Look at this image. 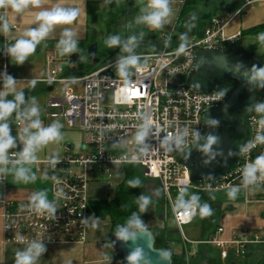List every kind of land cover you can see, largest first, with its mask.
<instances>
[{
  "label": "built area",
  "instance_id": "obj_1",
  "mask_svg": "<svg viewBox=\"0 0 264 264\" xmlns=\"http://www.w3.org/2000/svg\"><path fill=\"white\" fill-rule=\"evenodd\" d=\"M234 17L227 14L213 18L203 36L190 39L187 52L179 57L173 54L177 47L171 44L141 55L142 61L131 70L128 84L107 68H97L79 79L64 76V64H70L69 59L60 57L56 49L48 52L47 77L43 82L63 84L65 89L61 98L48 100L47 114L52 118L63 117L70 128L78 127L85 135L86 145L82 153L64 157L54 168L49 163L44 168L46 175L50 172L47 177L55 175L60 180L54 185L49 179L54 199L56 191L63 189V195L56 200V220L22 210L19 204L1 202L4 242L20 244L16 240L19 233L27 239H43L50 245L85 243L86 226L80 221L90 210V175L98 171L109 176L114 165L140 167L144 177L158 182L174 223L186 239L183 228L193 222L198 211L188 216L175 211V202L183 190L209 194L226 191L230 185L240 183V170L244 164L264 152V146L258 145L247 156L243 155L241 163L219 181L193 184L187 169L177 159L181 152L169 151L163 143L166 136L187 129V149L192 144V130L202 132L203 112L224 101L226 91L197 92L181 85L194 65L196 48H220L241 37V34L225 37L224 29ZM79 82L82 86L77 93L69 86ZM51 109H59V113H51ZM145 113L151 127L144 144H137L135 133ZM260 118L252 119L254 134ZM223 232L224 228L219 227L217 236L208 243L225 248L228 242L218 238ZM261 240L248 230H241L233 233L229 243L236 246V254L242 256L246 245ZM226 256L227 251H222V257Z\"/></svg>",
  "mask_w": 264,
  "mask_h": 264
},
{
  "label": "clouds",
  "instance_id": "obj_2",
  "mask_svg": "<svg viewBox=\"0 0 264 264\" xmlns=\"http://www.w3.org/2000/svg\"><path fill=\"white\" fill-rule=\"evenodd\" d=\"M45 0H0V34L7 37L12 31V25L9 22V11L14 14H23L31 9H42L36 12L33 23L35 27H28L20 33L19 37L14 38V42H6L0 51L7 56L15 65H23L28 58L33 55L39 45L61 27L59 39L56 42V52L60 57L80 54L82 50L79 48L78 34L71 27L80 14L77 7L54 6L51 8H43ZM105 4L112 3V0H104ZM175 16L173 10V0H147V3L140 8L139 14L129 23L142 25L150 31H163L166 25H170ZM193 20L195 17L192 18ZM65 26V27H62ZM185 27L190 31L194 25L186 22ZM145 33H140L142 39ZM180 43L174 50L173 54L179 57L187 52L189 48L188 32L179 35ZM257 42H264V32L255 38ZM105 45L110 49L119 47L121 54L115 62V71L117 75L128 84L131 70L140 65L142 56L135 49L138 47V38L131 35L122 38L120 34H113L106 37ZM165 47L171 44V34L164 38ZM81 61H87L88 55H79ZM201 60L207 61L206 57ZM214 60V58H213ZM224 63L226 60L223 57ZM217 64V63H216ZM217 67H223L217 64ZM237 69H239L237 71ZM234 74L242 78L246 84L254 85L249 87V91L256 89H264V66L253 65L251 68L245 67L242 63H237L233 69ZM19 80L10 75L6 68L0 72V181L7 176L12 177V182L16 184L35 183L37 175L33 172L32 166L39 160V153L51 144H58L64 139L62 128L64 127L60 121H53L48 125H44L41 119V108L35 96L26 97L23 89L17 90ZM30 85L34 88L37 81L30 80ZM9 96L12 98L9 99ZM257 113L261 115L258 121L259 127L252 137L240 145V155H248L251 149L258 145L264 146V101H252L245 107V114ZM19 127V135L12 134V126L10 120L13 118ZM142 123L135 133V142L144 144L151 127L148 115L142 114ZM205 123L210 127L219 125V120L214 118L205 119ZM189 133L187 129L182 132L169 135L164 138V146L169 150H177L181 153L191 154V146H196L201 150L208 159L205 163L211 162L215 158L216 152L214 145L219 141V137L213 134L202 136L198 129H193L191 134L192 144L186 149V137ZM204 140L203 144H199L200 140ZM79 147V146H78ZM12 149H19L12 152ZM231 154V153H230ZM131 162V161H129ZM60 163L59 154L53 153L49 157V164L55 167ZM240 183L238 185H230L227 188V198L233 201L237 198L242 190L254 191L256 188L264 185V152H261L250 162H246L242 167ZM53 181L54 185H58L60 180L57 176L46 177ZM130 188L141 187V181L137 177L127 181ZM211 187V185H209ZM187 189L178 196L175 202V211L182 215L193 214L197 209L202 217L211 216L213 209L207 202H202L201 197L192 193L185 196ZM63 195V189H58L55 193V199L49 200L48 190H36L31 193L28 203L22 205V210L30 213L47 215L49 219H57L58 200ZM215 199V196H210ZM135 203L139 211L132 213L128 220L121 225H117L113 233L116 240L106 241L104 247L114 248L117 241L127 244L129 241L133 243L124 264H171L172 252L170 249H155L151 244L147 247L136 245V241L148 235L149 229L147 223L142 219V214L148 211L152 201L150 197L141 194L136 198ZM81 224L97 229L100 219L95 214L82 217ZM18 243L24 247L17 249L14 254V264H40L41 257L47 252V246L43 239H27L21 234L16 235ZM156 252L155 262L151 255ZM107 264H111L112 257L106 256Z\"/></svg>",
  "mask_w": 264,
  "mask_h": 264
},
{
  "label": "crops",
  "instance_id": "obj_3",
  "mask_svg": "<svg viewBox=\"0 0 264 264\" xmlns=\"http://www.w3.org/2000/svg\"><path fill=\"white\" fill-rule=\"evenodd\" d=\"M129 1L134 8V12H132V14L135 16L139 14L140 8L147 3V0ZM189 2L193 3L192 6H194L191 10V14L188 16L189 21H192V24L194 25V27H192L189 31V33H191L189 36H192L189 40L195 37L192 32H194L197 28V25L193 21H195L196 18H201L206 15H212V19L216 17H225L227 14L235 15L234 19L231 20L224 29L226 38H232L249 29L264 26V0H173V10L175 16L172 23L170 25H166L162 32L175 31L178 20L180 19L182 8L186 6L187 3L189 4ZM57 5L64 7H77L80 9V14L77 20L72 25L66 27H71L77 32L79 46L85 44L89 47V42H92L89 38L90 24L92 21L96 20V23L100 21L103 22V15H105L108 11V6L104 3V0H45L43 8H51ZM40 10L42 9H31L19 15L9 11L8 19L12 25V31L7 37L0 34V49L3 48L6 42H14V38L19 37L20 33L26 28L35 27V24L33 23L34 16L36 12ZM193 17H195L194 20L192 19ZM60 32L61 27H58L56 31L47 39V41L42 42L35 51V53H37L43 48L45 65L47 53L56 49L55 45L59 39ZM31 56L29 58H31ZM65 58L69 59L70 62V56H64L63 59ZM31 61H35V59H31ZM31 66H33L32 63ZM5 68L10 75L19 80L17 90L23 89L26 97L41 94V101L39 105L41 108V119L43 120L44 125H48L55 121L47 114V103L50 99L61 98L62 96L59 97L54 87L57 85L65 87V85H53L43 82V80L47 77V71L46 69L43 70V64L39 65L36 70H31L24 67V64H13L10 59L5 56L2 51H0V72H3ZM76 68V65L64 64V76L76 79L82 78L84 75H76ZM39 69H41V72H38ZM33 79L37 81L34 88L29 83V81ZM78 89H81V87ZM11 98L12 97L9 96V99ZM63 122L61 123L63 124ZM10 123L12 126V134L14 136H18L19 127L15 122L14 116L10 120ZM62 132L64 133L63 141L58 144L49 145L38 154L39 160L32 166L33 172L37 175L35 183L16 184L12 182L11 176L4 178V181L0 184V215L3 211L1 202L6 201L8 203L19 205L27 204L29 196L36 190H48L49 200H54L50 181L46 178L47 175L44 171L47 163H49V157L53 153H58L59 159L61 160L69 155L80 154L84 151V147L86 145L85 135L81 130L80 132L83 135L82 142L79 147L75 145L72 131L63 127ZM18 150L19 149H12L11 151L16 152ZM128 168L129 166L126 165H114L109 176H105L98 171H95L90 175V183L88 186L90 210L88 216L95 214L99 217V227L97 229L86 227V241L83 244H46L47 252L43 257H41L40 264H107L106 256L112 257L111 264H124L121 257L117 253L116 246H114L113 249L104 247L106 241L115 240L112 230V221L107 215L99 216L94 207L98 201L113 200L116 198L119 186L127 184V180L129 178ZM103 177L106 181H104ZM142 177L146 181L152 180L154 183L151 185H157L164 203L163 206L151 203L148 211L142 214V219L145 223H147L148 229L152 230L155 234V231L158 229H163L165 226H173L172 223L174 220L167 218L169 206L164 199L158 182L144 177L143 172ZM226 192L227 190L212 193V195L215 196V201L217 202L219 206L218 209L220 211V215L218 217V228H224V232L219 234L218 238L225 243L228 242L226 244L227 246L225 248H221L208 243V241L217 236L216 233L212 236V238H210V240L202 241L201 239L203 238L200 233V229L191 223L185 226L188 228V231L183 228L186 238L183 239L191 244L189 254L195 255L199 249L198 246L200 244L207 243L212 246L210 252L211 256L221 264H264V187H258L254 191L249 190L247 193L242 190L233 201L228 200ZM241 230H248L251 235L257 236L262 240L260 242L246 245L245 254L238 256L236 254V246L230 244L229 242L233 238V233ZM23 247V244L4 242L2 220L0 217V264H14L15 251ZM224 250L227 251V256L225 258L222 257V251ZM215 251H217V254H214ZM201 264L204 263L202 262Z\"/></svg>",
  "mask_w": 264,
  "mask_h": 264
},
{
  "label": "water",
  "instance_id": "obj_4",
  "mask_svg": "<svg viewBox=\"0 0 264 264\" xmlns=\"http://www.w3.org/2000/svg\"><path fill=\"white\" fill-rule=\"evenodd\" d=\"M258 35L240 37L220 48L198 47L195 49L194 65L181 87L197 92L221 93L226 91V97L221 104L204 111L201 117V135L206 137L208 134H213L219 137L218 143L213 146L216 152L215 158L205 163L208 157L196 146H191L190 156L186 152L177 155L178 161L187 169L189 180L193 184L204 181L217 182L224 174L233 170L243 160V155L239 154L240 145L254 136L252 119L261 115L245 114V107L252 101H264V89L250 92L249 87L254 88L255 86L246 84L242 78L234 74L233 69L237 63H242L247 68L253 65L264 66V42L255 40ZM87 52L91 60L99 61L95 57L98 53L97 44L90 45ZM79 55H71L70 64L76 65L80 60ZM201 57H206L207 61L201 60ZM216 63L223 67H217ZM207 118L219 120V125L208 126L205 123ZM204 142L202 139L199 144ZM155 241V234L149 229L148 235L138 239L136 245L146 248L147 244H151L158 250L155 247ZM115 246L124 262L134 245L131 241L127 244L117 241ZM151 255L155 262L157 253L152 252ZM171 264H173L172 258Z\"/></svg>",
  "mask_w": 264,
  "mask_h": 264
},
{
  "label": "trees",
  "instance_id": "obj_5",
  "mask_svg": "<svg viewBox=\"0 0 264 264\" xmlns=\"http://www.w3.org/2000/svg\"><path fill=\"white\" fill-rule=\"evenodd\" d=\"M193 3L189 4L187 3L186 6L182 8L180 19L178 20V23L176 25L174 32H161V31H150L146 28H144V37L140 38L139 46L135 49L137 53H151L160 50L164 45V38L166 35L171 34V45H174L175 47H178L180 40L179 35L184 32L189 33L188 28L185 27L186 22L189 21V14H191ZM108 11L105 15H103V21L108 27V32L112 30L115 26V22L118 21L119 18H125L126 12L131 10L134 12V8L129 0H112V3L107 4ZM212 15H206L201 18H196L195 24L197 25V28L192 32V34L195 35L194 38H200L204 34V30L206 27H208L211 23ZM192 23V21L190 22ZM264 32V26H258L252 29H249L247 31H244L241 36H250V35H257ZM86 51V49H85ZM84 51V52H85ZM83 53V51L80 53V55ZM88 52H87V54ZM120 55V54H119ZM94 63H96L94 60L89 59L87 61H81L79 60L76 64V75H85L92 70H94ZM96 67V66H95ZM50 175V172L47 174V176ZM192 193H196L201 197L202 202H207L211 205L213 209V214L211 216L202 217L199 214V210L197 209V215L193 220V225L198 227L200 229V233L202 235L201 239L202 241H208L212 236L216 233L219 223H218V217L220 215L219 206L215 199H211L210 196H213L209 193L204 192H192L187 191L185 193V196H189ZM129 189L126 184H122L119 186L116 198L113 200H102L98 201L95 204V210L96 213L99 216H109L112 221V230L113 233L116 229L117 225L124 224L128 218L132 215L134 212H138V206L137 204L130 198ZM167 218L173 219L172 213L170 208L168 209V215ZM173 224V223H172ZM114 236V235H113ZM115 237V236H114ZM155 247L158 249L165 248L170 249L172 252V260L173 264H201L202 262L204 264H221L219 261L214 259L211 256V248L212 246L207 243L200 244L198 247L199 249L195 253V255H190V248L191 244L187 241H184L182 234L180 230L177 228V226L174 224L173 226H165L163 229H158L155 231ZM176 246L182 247V253H177L175 251ZM120 256V255H119Z\"/></svg>",
  "mask_w": 264,
  "mask_h": 264
},
{
  "label": "rangeland",
  "instance_id": "obj_6",
  "mask_svg": "<svg viewBox=\"0 0 264 264\" xmlns=\"http://www.w3.org/2000/svg\"><path fill=\"white\" fill-rule=\"evenodd\" d=\"M135 17L134 14H132V11L128 9V11L126 12V17L125 18H119L117 22H115V26L114 28H112V30L110 31V33L108 32V27L105 24V22L100 21L97 22L96 21H92V23L90 24V33H89V38L90 41L89 42L90 45L92 44H97L98 45V53L95 55L96 58L99 59L98 62L94 63V70L97 68H107L109 71H111L114 75L118 76L116 71H115V62L117 57L119 56V54H121V49L119 47L115 48V49H110L108 48L104 41L106 39V37H108L109 35H113V34H120L122 38H126L128 36L131 35H136L138 38V46L140 43V33L143 31L144 32V27H142L141 25H137L134 22L131 23L130 27L128 26L129 23L131 21H133V18ZM144 37V36H143ZM192 36H189V38H191ZM89 45V47H90ZM85 44H82L79 46V48L83 51V55L87 54L88 48ZM86 49V51H85ZM85 51V52H84ZM138 52V51H137ZM140 55L146 54V53H138ZM35 59V61H31V59ZM67 59V58H65ZM31 63L33 66H31ZM43 64V70L46 69V65L44 62V51L43 48L35 53L33 56H31V58H29L25 63H24V67L29 68L31 70H36L37 67L39 65ZM38 72H41V69L38 70ZM44 72V71H43ZM43 74V73H42ZM161 80V78H160ZM82 86V83H74L71 84L70 87L77 93L80 92L81 89H78L79 87ZM56 89L57 94L59 95V97H61L63 95V90L65 89V87H61L60 86H56L54 87ZM37 98L39 104L41 101V94L40 95H33ZM32 97V96H31ZM110 97V95H109ZM51 113H59V109H51L50 110ZM52 118V117H51ZM55 121H60L63 122L64 128L68 129L69 131L73 132L74 135V140H75V145L79 146L82 142V133L80 132V129L78 127L76 128H70L67 124V122L64 120L63 117L59 116L57 118H52ZM129 178L128 180L131 179H135V178H139L141 181V187L138 188H130L128 183L126 184L127 187L129 188V193H130V198L135 202L136 198L139 197L141 194L146 195L148 197H150L152 204L155 203L158 206H163V199L160 196L159 193V189L157 187L156 184L151 185L152 183H154L152 180H148L146 181L143 177H142V169L140 167L137 166H129ZM104 181H106V179L103 177ZM127 180V181H128ZM150 183V185H149ZM174 225V222H173ZM193 227V226H192ZM184 230L188 231V228L184 227ZM182 247L181 246H176L175 247V251L177 253H182ZM118 255L119 252L117 251ZM214 254H217V251L214 252Z\"/></svg>",
  "mask_w": 264,
  "mask_h": 264
}]
</instances>
